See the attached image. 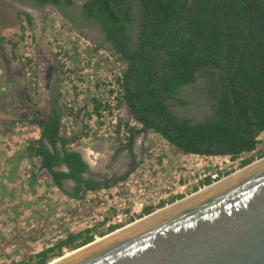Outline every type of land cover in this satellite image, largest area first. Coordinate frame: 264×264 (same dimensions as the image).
Wrapping results in <instances>:
<instances>
[{
    "label": "trees",
    "instance_id": "obj_1",
    "mask_svg": "<svg viewBox=\"0 0 264 264\" xmlns=\"http://www.w3.org/2000/svg\"><path fill=\"white\" fill-rule=\"evenodd\" d=\"M28 1L36 8H70L75 1L81 2V18L97 25L103 34L101 43L111 45L126 63L120 84L122 97L130 116L142 129H151L184 155L228 157L232 162L248 155L240 160L238 169L264 156V140L258 139L264 132V0H245L246 4L235 0ZM16 16L20 34L8 33L2 40L10 45L13 58L21 62L18 46L25 29L23 22L32 29L33 17L26 11H17ZM82 26L75 24L76 28ZM249 36L251 43L243 51L235 73L238 55ZM30 63H22L23 68ZM28 69L34 76V69ZM53 73L58 84L55 64ZM189 87H195L210 103L211 114L200 122L170 110V105L185 109L190 104L183 94ZM62 114L63 108L52 107L43 121H16L18 126H35L37 136L16 153L15 159L29 162L27 184L32 191L44 181L51 190L80 201L86 192L108 187V182L96 181L95 174L84 178L88 165L71 147L78 144V138L61 135ZM62 165L66 171L59 170ZM234 171L219 172L214 179L206 176L193 192ZM65 180L72 182L71 192L63 188ZM183 197L176 195L157 206H145L139 216L126 224ZM121 227L109 225L97 237ZM94 239L95 228L71 231L34 255L24 248L21 259L10 264H47L61 257L64 250H76Z\"/></svg>",
    "mask_w": 264,
    "mask_h": 264
},
{
    "label": "rangeland",
    "instance_id": "obj_2",
    "mask_svg": "<svg viewBox=\"0 0 264 264\" xmlns=\"http://www.w3.org/2000/svg\"><path fill=\"white\" fill-rule=\"evenodd\" d=\"M80 5L81 2L75 1L70 8H36L26 0H0V264L19 261L24 248L34 255L63 239L69 232L84 230L92 225L93 210H99V201L85 197L80 201H69L57 190L48 188L44 181L32 191L27 184L29 162H17L15 159L16 153L37 136L35 126H18L15 122L28 119L43 121L50 108H62L59 98L57 100L59 86L52 72L54 63L46 53L45 38L48 28L54 22V14L74 28L75 24H82L79 20ZM26 8L34 11L28 12L33 17L32 32L35 39L33 80L25 73L22 63L13 58L10 45L2 40L8 33L20 34L16 12L26 11ZM81 28L76 29L89 33L96 41L100 40L97 26L85 23ZM18 47V55L21 57L22 51ZM194 88L183 90L190 101L185 109L170 105V110L178 116L200 122L211 114V108L210 103ZM31 89L35 92H31ZM258 139L264 140V132ZM89 145L100 148L94 151L97 160L96 166L92 168L100 182H104L108 174L115 177L124 169L127 170H124V176H135L136 171L151 165L158 158L159 161L162 159V174L168 177L175 173L181 177L176 186L166 191L168 196L163 198L166 201L176 195L189 196L205 176L216 177L219 172L239 170L240 160L248 156L244 155L232 162L228 157L184 155L153 133L148 134L149 147L144 152L143 146L137 147L141 152L137 151L135 155L130 152L128 156H112V150L106 151L97 139L91 140ZM154 154H158V158ZM34 164L38 162L34 161ZM128 221L121 225H128ZM93 228L95 237L100 238L97 237L98 233L107 227L105 224H94ZM65 252L68 251L64 250L63 254Z\"/></svg>",
    "mask_w": 264,
    "mask_h": 264
},
{
    "label": "built area",
    "instance_id": "obj_3",
    "mask_svg": "<svg viewBox=\"0 0 264 264\" xmlns=\"http://www.w3.org/2000/svg\"><path fill=\"white\" fill-rule=\"evenodd\" d=\"M23 26L25 29L21 33L19 45L21 62L31 61L25 73L32 78L28 68L35 65V39L32 29L25 22ZM45 39L47 55L59 71L57 95L63 108L61 135L78 138V144L71 145L73 150L79 152L81 148L89 151L88 163L92 168L96 166L97 153L88 149V145L93 139L112 146V156L115 157L128 156L130 152L135 155L140 151L136 149L139 146H143L144 152L149 147L148 134L156 133L151 129H142V125L130 116L120 88L126 63L115 54L112 47L94 40L69 23H63L55 14ZM79 125L82 128L78 133ZM154 157L158 158V154H154ZM162 163L163 160L159 161L158 158L151 165L136 171L135 176H124L126 169L115 177L108 174L104 179L108 187L101 186L96 191L86 192L85 198L99 201V210H93L92 225L87 228H93L94 224L103 223L106 219L105 227L121 225L127 219L137 217L143 207L158 203L168 196L166 191L176 186L181 177L175 173L168 177L162 174ZM214 177L211 176L212 179ZM84 178L91 177L86 173ZM96 178L93 177L98 181Z\"/></svg>",
    "mask_w": 264,
    "mask_h": 264
},
{
    "label": "water",
    "instance_id": "obj_4",
    "mask_svg": "<svg viewBox=\"0 0 264 264\" xmlns=\"http://www.w3.org/2000/svg\"><path fill=\"white\" fill-rule=\"evenodd\" d=\"M73 252L54 264H264V156Z\"/></svg>",
    "mask_w": 264,
    "mask_h": 264
},
{
    "label": "crops",
    "instance_id": "obj_5",
    "mask_svg": "<svg viewBox=\"0 0 264 264\" xmlns=\"http://www.w3.org/2000/svg\"><path fill=\"white\" fill-rule=\"evenodd\" d=\"M99 42V41H98ZM45 47H46V53H47V45L45 44ZM52 72H53V70H52ZM54 74V73H53ZM57 98H58V95H57ZM81 128H82V126H78L77 127V130H78V133L80 132V130H81ZM100 141V140H99ZM100 143H102V145H103V147L104 148H106V151H111V150H113V148H112V146H109V144H107V143H105L104 141H100ZM89 147H88V149H90V150H92V151H95V150H97V149H100V148H98V147H94V146H91V145H88ZM97 148V149H96ZM84 151L86 152L87 150H85V149H81V148H79V153H80V155H81V157L82 158H84ZM88 152V151H87ZM84 160H85V163L88 165V175H90V174H94V172H93V170H92V167L90 166V164L88 163V161H86V159L84 158ZM39 165V162H38V164L36 165V166H38ZM181 181V180H180ZM179 181V182H180ZM66 182V181H65ZM65 182H63V188L67 191V192H71L72 191V187H73V185H72V183L71 182H69L70 183V185H68V186H66L65 185ZM68 182V181H67ZM69 201L71 200L72 201V199H68ZM161 201H166V199H162V200H160L158 203H155L154 205H152V204H150V205H152V206H157ZM149 206V205H148ZM140 215V214H139ZM138 215V216H139ZM136 218V217H135Z\"/></svg>",
    "mask_w": 264,
    "mask_h": 264
},
{
    "label": "bare ground",
    "instance_id": "obj_6",
    "mask_svg": "<svg viewBox=\"0 0 264 264\" xmlns=\"http://www.w3.org/2000/svg\"><path fill=\"white\" fill-rule=\"evenodd\" d=\"M26 10V12H30V13H32V12H34L33 10H31V9H29V8H26L25 9ZM84 158L86 159V161H88L89 163H90V153H89V151L87 152H85L84 151ZM228 178H226V179H223L222 181H225V180H227ZM70 181H68V182H66L65 183V185L66 186H68V185H70V183H69ZM221 183V182H220ZM219 184V183H218ZM217 184H214V186H216ZM213 187V186H212ZM207 189V188H206ZM137 223V222H136ZM127 227H129V226H127ZM127 227H125V228H127ZM125 228H122V229H120V230H118L117 232H115V233H118V232H120V231H122L123 229H125ZM114 233V234H115ZM95 241H96V243L97 242H100L101 241V238H95L94 239ZM74 251V250H73ZM73 251H68V252H65L61 257H58V258H55V259H52L48 264H54V263H56V262H58V261H60L61 259H63V258H65V257H67V256H70V255H72V254H74V253H76V252H73Z\"/></svg>",
    "mask_w": 264,
    "mask_h": 264
},
{
    "label": "flooded vegetation",
    "instance_id": "obj_7",
    "mask_svg": "<svg viewBox=\"0 0 264 264\" xmlns=\"http://www.w3.org/2000/svg\"><path fill=\"white\" fill-rule=\"evenodd\" d=\"M26 1H28V0H26ZM29 2V1H28ZM30 3V2H29ZM79 20H80V23H82V24H84L85 25V23H89V22H85L82 18H81V15H80V9H79ZM89 24H93V23H89ZM93 25H95V24H93ZM95 26H97V25H95ZM98 27V26H97ZM82 29V28H81ZM98 29H99V27H98ZM99 31H100V29H99ZM100 40H98L99 42H102L103 41V34L101 33V31H100ZM105 44H108V43H105ZM109 45V44H108ZM109 46H111V45H109Z\"/></svg>",
    "mask_w": 264,
    "mask_h": 264
}]
</instances>
